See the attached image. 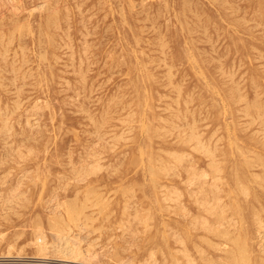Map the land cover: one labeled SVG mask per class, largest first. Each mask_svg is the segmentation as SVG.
I'll return each mask as SVG.
<instances>
[{
  "label": "rangeland",
  "instance_id": "374dc122",
  "mask_svg": "<svg viewBox=\"0 0 264 264\" xmlns=\"http://www.w3.org/2000/svg\"><path fill=\"white\" fill-rule=\"evenodd\" d=\"M263 103L264 0H0V264H207L213 177L264 202Z\"/></svg>",
  "mask_w": 264,
  "mask_h": 264
},
{
  "label": "bare ground",
  "instance_id": "6f19581e",
  "mask_svg": "<svg viewBox=\"0 0 264 264\" xmlns=\"http://www.w3.org/2000/svg\"><path fill=\"white\" fill-rule=\"evenodd\" d=\"M227 2V1H226ZM228 3V2H227ZM43 4V3H42ZM110 5V4H109ZM134 5V4H133ZM40 6V5H38ZM43 7V6H42ZM36 8H38L36 6ZM135 9V8H134ZM168 20V19H167ZM154 30V29H153ZM3 37V35H2ZM164 44V43H163ZM16 49V48H15ZM35 52V51H34ZM45 53V52H44ZM44 55V54H43ZM42 56V55H41ZM149 63V62H148ZM170 70V69H169ZM224 72V71H223ZM170 76V75H169ZM242 78V77H240ZM168 86V85H166ZM180 94V93H179ZM178 99V97H177ZM240 99V98H239ZM177 101V100H176ZM240 101V100H238ZM245 101V100H244ZM185 102V101H184ZM187 103V102H186ZM218 103V102H217ZM248 104V103H247ZM264 104V103H263ZM258 105V104H257ZM262 107V106H261ZM253 109V108H251ZM184 110V109H183ZM180 111V110H179ZM246 112V111H245ZM1 115V113H0ZM192 115V114H191ZM260 115V114H259ZM258 115V116H259ZM35 116V115H34ZM228 116V115H227ZM226 116V117H227ZM230 116V115H229ZM162 117V116H161ZM253 117V116H251ZM261 117V116H260ZM258 118V117H257ZM7 119V118H6ZM5 119V120H6ZM194 119V118H192ZM254 119V117H253ZM252 119V120H253ZM259 119V118H258ZM37 120V119H36ZM163 120V119H162ZM198 120V119H197ZM257 119H255L256 121ZM7 121V120H6ZM128 122V121H127ZM195 122V121H194ZM230 122V121H228ZM260 123V121H259ZM258 123V124H259ZM193 124V123H192ZM229 124V123H228ZM229 126V125H228ZM227 126V129H228ZM249 126V125H248ZM247 126V127H248ZM148 127V126H147ZM146 127V128H147ZM157 127V126H156ZM164 127V126H163ZM175 127V126H174ZM264 127V126H263ZM159 128V127H157ZM161 128V127H160ZM177 128V127H176ZM231 128V127H230ZM142 129V128H141ZM162 129V128H161ZM164 129V128H163ZM167 129V128H166ZM9 130V129H8ZM229 130V129H228ZM10 131V130H9ZM230 131V130H229ZM233 131V130H232ZM215 132V131H214ZM185 133V132H184ZM199 133V132H198ZM197 135L199 136L200 134ZM167 134V133H166ZM214 135V134H212ZM257 135V134H256ZM263 135V134H262ZM159 136V135H157ZM232 136V135H231ZM189 137V136H188ZM191 138V137H189ZM189 138L187 140H189ZM213 138V137H211ZM182 139V138H181ZM180 139V140H181ZM196 141L200 142V139L198 140V138L196 137ZM237 139V138H236ZM211 140V139H210ZM217 140V139H216ZM100 141V140H97ZM193 141V140H192ZM204 142V141H203ZM209 142V141H208ZM241 142V141H240ZM12 143V142H11ZM100 143V142H99ZM184 143V142H183ZM195 143V142H194ZM202 143V142H201ZM201 143H197L198 145H201ZM96 144V143H95ZM236 144V142H235ZM98 145V143H97ZM197 145V146H198ZM237 145V144H236ZM130 146V145H129ZM126 146V147H129ZM192 146V145H191ZM231 146V145H230ZM238 146V145H237ZM236 146V147H237ZM240 146V145H239ZM202 147H205V145L203 144ZM194 148V147H193ZM201 147H199L200 149ZM206 148V151H208V148ZM238 148V147H237ZM236 148V149H237ZM13 149V148H12ZM239 149V148H238ZM241 149V148H240ZM239 149V150H240ZM14 151V150H13ZM169 151V150H168ZM232 151V148H231ZM243 151V150H242ZM252 150H247V152H250ZM173 152V151H172ZM175 152V151H174ZM241 152V150H240ZM238 152V153H240ZM185 153V152H183ZM182 153V154H183ZM245 153V152H244ZM244 153H240L241 155H243ZM252 153V152H251ZM254 153L256 154L257 152L254 151ZM253 153V154H254ZM168 154V152H167ZM176 154V153H175ZM257 155L259 156V154L257 153ZM93 156V155H92ZM178 156V155H177ZM180 156V154H179ZM184 156V155H183ZM225 153H222L219 157L221 158H217L216 155L213 154V151L211 150L209 153V164L212 168V170H216L218 171L220 168V164L222 165L223 159H225ZM251 157V156H249ZM247 156H244L243 158H248ZM253 157V156H252ZM255 157L257 158V156L255 155ZM260 157V156H259ZM180 159V158H177ZM227 159V158H226ZM252 159V158H250ZM262 159V158H260ZM137 160V158H136ZM152 160V159H150ZM157 160V159H156ZM162 160V159H161ZM161 160H159L161 162ZM253 160L254 157H253ZM259 160V159H257ZM132 161V160H131ZM130 161V162H131ZM193 159L191 158L189 160V162H192ZM261 161V160H259ZM142 162V161H141ZM159 162V163H160ZM246 162V161H245ZM2 163V162H1ZM86 163V162H84ZM134 163V162H132ZM208 163V162H207ZM247 163H249V161L247 160ZM256 163V162H255ZM264 163V162H263ZM246 164V163H245ZM254 164V163H253ZM100 164H98L99 166ZM252 164L249 165V167ZM97 166V167H98ZM161 166V163L160 165ZM260 166L257 165V167ZM263 166V165H262ZM81 167V165H80ZM79 167V168H80ZM150 167H152V171L154 172V168L153 166L150 165ZM165 167V166H164ZM248 167V166H247ZM157 168L159 169V167L157 166ZM210 168V167H209ZM252 168V167H250ZM189 169H193V164L191 163L189 165ZM251 170V169H250ZM149 171V169H148ZM90 172V171H89ZM95 173V170L91 171V173ZM114 172V171H113ZM206 172V170H205ZM92 173V174H93ZM188 173V172H187ZM208 173V172H206ZM212 173V171H211ZM251 173V172H250ZM153 174V173H152ZM155 174V172H154ZM180 175V177H182V173L181 171L178 173ZM259 174V173H257ZM257 174H255V172H252L251 175H256V179L259 178L260 180V176L257 177ZM239 174L238 177V187L235 189V194L232 196L230 193L234 192V189L229 186L228 190H226V188L223 186V184H221L222 182H226V180H224V177L221 176V174H218L216 176H214L213 174V180L211 181L210 185V194L208 196V198L206 199V208L205 211L207 210V212L209 213L208 216H203L201 218H203L202 221H200L202 228H204V230L206 232H209V238H205V236H202L204 238V241H207L209 239L208 242V258H207V264H264V214H262L261 209L264 208V202L263 200H261L260 196H262V194H258L257 193V189L255 187H251L249 184H247L246 182L249 180L247 178V176L245 175H241ZM204 177V175H201ZM206 176V175H205ZM151 177V176H150ZM153 178V177H152ZM212 178V177H211ZM154 179V178H153ZM156 179V178H155ZM188 180H193V178L190 176L187 178ZM254 179V180H256ZM9 180V179H8ZM160 180V179H159ZM262 180H264L262 178ZM71 181V180H70ZM80 181V180H79ZM154 181V180H153ZM261 181V180H260ZM77 182V181H76ZM2 183V182H1ZM191 184V182H189ZM252 183V182H250ZM258 184V183H257ZM19 185V184H18ZM66 185V184H65ZM78 185V184H76ZM260 185V183H259ZM17 187V186H16ZM75 187V185L73 186ZM92 186L90 185L89 188H91ZM99 187V186H98ZM101 187V186H100ZM263 188V186H261ZM93 188V187H92ZM166 188V187H165ZM95 189V188H94ZM264 189V188H263ZM113 190V189H112ZM111 190V191H112ZM14 192V190H12ZM11 191V192H12ZM77 191V190H76ZM75 191V192H76ZM80 191V190H79ZM77 191V193L79 192ZM94 191V190H93ZM128 191V190H127ZM201 191V189H200ZM10 192V193H11ZM16 192V190H15ZM92 192V191H89ZM96 191H94L93 194H95ZM224 192H228L227 195H230L231 198L229 201L225 200L224 198ZM84 193H88V192H84ZM110 193V192H109ZM170 193V191H169ZM172 193V192H171ZM199 193V191H198ZM20 194V193H19ZM100 194V192L98 193V195ZM177 194V193H176ZM89 195V194H88ZM101 195V194H100ZM99 195V196H100ZM197 195V194H196ZM17 196V195H16ZM53 196V195H52ZM87 196V195H85ZM179 196V195H178ZM15 197V196H14ZM55 197V196H54ZM76 197V195H75ZM97 197V194H96ZM85 198V197H84ZM88 199V197H86ZM94 198V197H93ZM106 198V197H105ZM112 198V197H111ZM109 198V199H111ZM177 198V197H176ZM7 199V198H6ZM52 199V198H50ZM92 199V198H91ZM91 199H89V201H91ZM100 199V198H99ZM104 199V197H103ZM171 199V198H170ZM5 200V199H4ZM12 200V199H11ZM85 201V199H83ZM98 200V199H97ZM97 204L99 203V201H97ZM10 201V199H9ZM8 201V202H9ZM52 201V200H50ZM77 200L72 201L74 202V204H76ZM101 201V200H100ZM7 202V203H8ZM82 201H80L81 203ZM95 202V203H96ZM230 202V203H229ZM10 203V202H9ZM67 203V202H66ZM71 203V201H70ZM70 203L68 204V206L66 209L70 210L71 208H73V203L72 205H70ZM85 202H82V204H84ZM196 203V202H195ZM201 203V202H200ZM65 204V203H64ZM94 204V202H93ZM101 204V208H103L105 206V203H99L98 206L100 207ZM107 204V203H106ZM124 204V202H123ZM77 205V204H76ZM80 205V207H81ZM86 205V204H85ZM71 206V208H70ZM93 206V205H92ZM95 206V205H94ZM97 206V205H96ZM124 207V206H123ZM178 207L180 208V210L183 211H188V207L185 206V204L183 203H179ZM187 207V208H186ZM74 208H78L74 205ZM83 208H85V206H83ZM81 207L80 211L78 212H82ZM90 208V207H89ZM87 209V208H85ZM147 209V208H145ZM229 209H232V211H230ZM169 210V209H168ZM66 211V210H65ZM74 212L75 209L73 210ZM70 211V212H73ZM69 212V211H68ZM69 212V213H70ZM73 212V213H74ZM126 212V211H125ZM264 212V210H263ZM68 213V215H70ZM93 213V212H92ZM67 214V213H66ZM161 214V213H160ZM67 215V216H68ZM200 215V214H199ZM197 216V215H195ZM86 218L87 215H85ZM149 217H146V220ZM88 220V219H87ZM86 220V221H87ZM196 220V219H194ZM184 231V230H183ZM189 232V230H188ZM187 234V233H186ZM180 237V236H179ZM181 238V237H180ZM179 238V239H180ZM207 239V240H206ZM195 246V245H194ZM198 246V245H197ZM196 247V246H195ZM78 248V246H77ZM80 250V248L78 249ZM187 248H181L180 251L183 252V254H187ZM83 251V250H82ZM80 252V251H79ZM200 252V251H199ZM81 253V252H80ZM182 254V253H181ZM188 255V254H187ZM189 263V262H188Z\"/></svg>",
  "mask_w": 264,
  "mask_h": 264
}]
</instances>
